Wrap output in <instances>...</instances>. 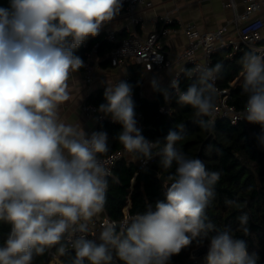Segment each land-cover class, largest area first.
Listing matches in <instances>:
<instances>
[{"label":"clouds","instance_id":"obj_1","mask_svg":"<svg viewBox=\"0 0 264 264\" xmlns=\"http://www.w3.org/2000/svg\"><path fill=\"white\" fill-rule=\"evenodd\" d=\"M122 6V0H9V7H0V221L11 226L0 246V264H32L54 246L59 255L74 249L71 264H112L113 252L122 264H169L197 238L209 240L207 264H257L245 240L217 231L207 216L220 173L177 151L174 145L182 137L175 129L163 137L158 153L161 167L176 165L164 199L137 213L119 232L116 224L105 225L99 243L83 235L88 222L104 211L109 173L98 154L108 151V135H88L79 125L61 122L58 109L71 98L70 73L85 67L75 50L99 35ZM241 64L244 118L261 125L257 139L264 144V57L246 52ZM222 68L216 63L195 73L183 69L189 77L198 73L186 91L177 78L168 85L177 103L191 106L198 118H211L199 120L205 130L214 124L215 81ZM151 84L167 103L168 88L155 78ZM132 94L125 81L108 85L107 103L98 111L122 126L117 139L125 150L149 160L160 138L142 135ZM225 203L244 207L237 200ZM248 220L247 213L238 217L245 233ZM76 232L82 235L73 239Z\"/></svg>","mask_w":264,"mask_h":264},{"label":"trees","instance_id":"obj_2","mask_svg":"<svg viewBox=\"0 0 264 264\" xmlns=\"http://www.w3.org/2000/svg\"><path fill=\"white\" fill-rule=\"evenodd\" d=\"M97 38L99 36L94 37L92 41ZM99 39V52L100 50L109 52L111 44ZM83 52L81 46L75 50V54L82 59ZM246 52L250 51L242 48L232 60L225 59L226 51H218L211 56V66L216 63L223 65L218 74L217 84L220 88H230L228 103L236 110H244L247 100L246 94L242 92L243 75L236 85L230 86L229 82L242 74L241 58ZM140 68L135 64L127 67L130 75L127 83L133 88L135 112L140 111L144 117L145 129L141 130L142 135L150 141L160 138V144L154 146L160 151L165 143L163 137L167 132L170 129L180 131L182 138L174 145L177 151L183 152L188 158L201 159L209 171L220 173V180L215 185V197L206 214L215 224L217 231L228 230L234 237L245 240L248 252L257 254V264H264V144L257 139L262 134L261 125L246 120L231 124L227 119L218 118L210 130H205L200 126L199 120L207 121V117L198 118L194 115L195 110L191 106L177 103L175 92L169 94L172 113L168 116L159 114L158 109L164 104L160 92L156 93L153 100L139 97L137 94ZM185 69L191 70L190 67ZM197 76L198 73L189 77L183 71L179 78L180 90L186 91ZM91 101L97 105L107 103L104 97ZM103 126L109 134L108 137L112 139L109 150V153H112L122 145L117 139L122 126L119 123L107 122H104ZM159 160L160 156L157 155L154 162L146 168L150 173L143 175H141L143 171L135 175L137 165L127 159L117 162L113 175L107 178V199L104 206L106 214L111 219L119 221L123 218V210L128 199L130 200L128 214L132 217L137 213H143L149 206L154 208L158 199H164V194L171 183L168 177L175 172L176 165L174 162L171 168L164 169L160 166ZM226 200H237L244 204V207L241 209L231 207L225 203ZM242 213H247L249 217L247 233L242 230L238 221ZM10 227L8 223L0 221V246H3ZM208 242V239L193 240L179 254L173 255L169 264H190V252ZM56 247H52L43 255L35 256L32 264H49L54 257L59 260L55 264H71L75 251L59 255ZM118 264H122L119 259Z\"/></svg>","mask_w":264,"mask_h":264},{"label":"built area","instance_id":"obj_3","mask_svg":"<svg viewBox=\"0 0 264 264\" xmlns=\"http://www.w3.org/2000/svg\"><path fill=\"white\" fill-rule=\"evenodd\" d=\"M145 4L146 7L151 6V2L145 0H122L124 6L125 15L128 17L131 24H136L137 19L135 17V10L141 4ZM225 7H230L233 10L232 20L227 22L225 25L217 28L213 31L199 32L194 25L191 23H179L178 31L182 32L186 38V45L181 52L180 58L184 66H189L195 73L196 69H202L205 67H211V56L218 51H226L225 59L232 60L233 56L240 51L242 48L249 50L261 57H264V15L259 16L258 12L260 8L264 6V0H249L245 4V8L241 13L235 11L233 2L224 4ZM172 24V19L169 16L163 17V27L159 31H151L145 37H140L133 30L128 36L119 39L116 32L110 28L104 30V41L111 44V49L108 52V59L112 67H121L125 64L126 60H130L134 64L143 66L147 72H153L155 69H161L167 65L165 60L164 52L162 51L160 38L167 36L170 33L168 25ZM86 52L84 53V80L87 84L93 81V63L92 58L96 49L99 47V42H95L91 48H88L87 40L81 45ZM184 67L179 68L173 76L170 78L168 85L172 78L179 80L182 70ZM130 79L129 73L125 72L122 78L117 80L127 82ZM216 95L215 104L216 111L214 122L218 118H224L230 121L231 124H237L238 122L244 121V110H236L230 106L228 101L230 98V88H220L215 81ZM230 86H234L232 82H229ZM168 88V86H167ZM170 92H174L171 88H168ZM141 90L138 92V96L142 97ZM134 95L132 94V99ZM98 105L85 102L81 106L82 112L87 115L94 116L98 121L107 122L110 124H116L112 121L111 117L100 113L98 111ZM159 114L170 115L172 108L170 101L164 102L158 109ZM211 118L207 117V121ZM137 127L140 130L144 129V117L143 114L138 111L136 112ZM159 150L152 149L153 156L149 160H144L140 154L129 153L125 150L124 146L113 151L108 155H99L98 159L104 165L109 175L107 178L113 175V170L121 159H127L131 163L137 165L135 175L144 171L151 163L154 162ZM128 199L127 204L124 207V216L121 220L116 221L111 219L105 211L97 214L88 222V232L83 233L88 239H94L99 243L98 233L103 231L104 226L109 223L116 224L117 232L121 230L120 226L129 222L133 217L128 214V208L130 205ZM11 229V227H10ZM82 235V233H73V239ZM209 242L200 246L190 252V261L193 263L207 264L205 257L208 251ZM74 251L72 248H68L66 252ZM112 264H118V259L115 257L113 252ZM58 260L57 257L53 258ZM201 260V262H200ZM59 261V260H58Z\"/></svg>","mask_w":264,"mask_h":264},{"label":"crops","instance_id":"obj_4","mask_svg":"<svg viewBox=\"0 0 264 264\" xmlns=\"http://www.w3.org/2000/svg\"><path fill=\"white\" fill-rule=\"evenodd\" d=\"M145 1L151 2V6L146 7L143 3L138 6L135 10V17L137 19L136 24H131L128 17L125 15L124 6H122L119 15H117L112 21L107 22L101 28L100 33L97 36L104 40V30L110 28L116 32L119 39L128 36L133 30L140 37H145L151 31H159L162 29L164 16L167 15L172 19V24L167 26V28L170 29V33L167 36L160 38L162 51L164 52L167 65L161 69H155L153 72H147L144 70L143 66L139 65L141 68L138 76V92L141 90L142 97H145L148 100H153L156 93L159 92L155 91L152 87L151 81L154 78L158 80L160 87L167 88L170 78L179 68L189 67L184 66L180 58L181 52L186 45V38L182 32L178 31L179 23H191L201 33L213 31L232 20L233 10L230 7H225L224 4L229 3L230 1L233 2L235 11L241 13L245 8L246 2L249 0ZM258 15H264V6L260 8ZM93 38L94 37H89L87 39L88 48H91L95 42H99L100 45V39L97 38L92 41ZM81 48L83 47L81 46ZM85 52L86 49H84L83 52V59ZM92 63L94 78L90 84H87L84 80L83 68L78 72L70 73L67 83L69 85L71 98L69 101L61 104L58 109V116L61 122L74 126L79 125L80 130L88 135L93 131H105L107 133V130L103 126L104 122L98 121L94 116L82 112L81 106L88 100V102L92 103L91 100H95V98H103L106 87L108 85H115L117 80L122 78L125 72L128 73L127 67L134 64L130 60H126L125 64L121 67H112L108 59V51L105 52L100 50L99 52V47L93 54ZM241 76L242 74L233 79L231 81L232 84L236 85L239 83ZM111 145L112 139L108 137V151L103 153L104 155L110 154L109 150ZM132 184L133 181L131 182V185ZM101 232L102 231L98 233V238L100 237ZM58 262V260L52 259L49 264H55Z\"/></svg>","mask_w":264,"mask_h":264},{"label":"water","instance_id":"obj_5","mask_svg":"<svg viewBox=\"0 0 264 264\" xmlns=\"http://www.w3.org/2000/svg\"><path fill=\"white\" fill-rule=\"evenodd\" d=\"M0 7H4V8L9 7V0H0ZM145 173H150V170H149V169L144 170V171L141 173V175H143V174H145ZM189 263L192 264L193 262L190 261Z\"/></svg>","mask_w":264,"mask_h":264},{"label":"rangeland","instance_id":"obj_6","mask_svg":"<svg viewBox=\"0 0 264 264\" xmlns=\"http://www.w3.org/2000/svg\"><path fill=\"white\" fill-rule=\"evenodd\" d=\"M200 262H201V260H200Z\"/></svg>","mask_w":264,"mask_h":264}]
</instances>
